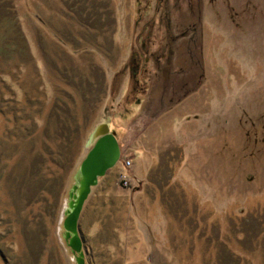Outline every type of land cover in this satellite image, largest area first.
Instances as JSON below:
<instances>
[{"label":"rangeland","instance_id":"rangeland-1","mask_svg":"<svg viewBox=\"0 0 264 264\" xmlns=\"http://www.w3.org/2000/svg\"><path fill=\"white\" fill-rule=\"evenodd\" d=\"M102 124L85 264H264V0H0V264H80L63 221ZM147 174L161 229L131 209Z\"/></svg>","mask_w":264,"mask_h":264},{"label":"water","instance_id":"water-1","mask_svg":"<svg viewBox=\"0 0 264 264\" xmlns=\"http://www.w3.org/2000/svg\"><path fill=\"white\" fill-rule=\"evenodd\" d=\"M93 139L96 141L78 170L77 183L71 194L74 199L69 202L70 209L63 221L70 239V246L80 253L82 252V256L79 257L80 264H85L84 243L79 227V219L85 201L90 195L92 187L98 184L99 177L105 175L118 162L122 152L117 136L110 131L107 124L99 125L96 128Z\"/></svg>","mask_w":264,"mask_h":264},{"label":"crops","instance_id":"crops-1","mask_svg":"<svg viewBox=\"0 0 264 264\" xmlns=\"http://www.w3.org/2000/svg\"><path fill=\"white\" fill-rule=\"evenodd\" d=\"M120 84V83H119ZM116 86L114 88V91L119 88L121 90V85ZM156 105H154L153 108H155ZM110 128V127H109ZM156 176H153L152 178L149 179L148 174L147 176H145V179H142L141 185L139 186V189L137 191L133 192L132 198H131V209L134 211L133 213L138 217L139 221H145L143 218V203L142 201H140L142 199V195L144 193H148L149 196H146V202L145 204H147V206H151L152 205V215L150 217L151 221L149 222V226L150 227H159V229L166 227L165 225H167L169 219L165 213V211L163 210V206L160 202V197L159 199L156 200L157 197L151 195L152 193H156V188L157 186H155L156 184ZM140 190V191H139ZM158 194H162L161 192V188L159 186L158 189ZM152 196V197H151ZM162 221V222H161ZM155 225V226H154Z\"/></svg>","mask_w":264,"mask_h":264},{"label":"trees","instance_id":"trees-1","mask_svg":"<svg viewBox=\"0 0 264 264\" xmlns=\"http://www.w3.org/2000/svg\"><path fill=\"white\" fill-rule=\"evenodd\" d=\"M91 150V149H90ZM82 163V162H81ZM80 166H81V164L78 166V168H77V170L76 171H78L79 170V168H80ZM77 172H75V174H76ZM125 183V181H123V184Z\"/></svg>","mask_w":264,"mask_h":264},{"label":"bare ground","instance_id":"bare-ground-1","mask_svg":"<svg viewBox=\"0 0 264 264\" xmlns=\"http://www.w3.org/2000/svg\"><path fill=\"white\" fill-rule=\"evenodd\" d=\"M100 130V129H99Z\"/></svg>","mask_w":264,"mask_h":264}]
</instances>
